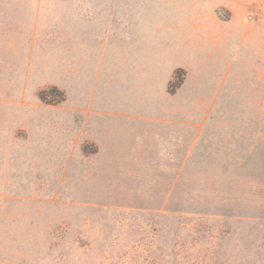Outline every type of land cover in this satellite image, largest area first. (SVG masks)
Returning a JSON list of instances; mask_svg holds the SVG:
<instances>
[{
  "label": "rangeland",
  "instance_id": "rangeland-1",
  "mask_svg": "<svg viewBox=\"0 0 264 264\" xmlns=\"http://www.w3.org/2000/svg\"><path fill=\"white\" fill-rule=\"evenodd\" d=\"M0 264H264V0H0Z\"/></svg>",
  "mask_w": 264,
  "mask_h": 264
}]
</instances>
